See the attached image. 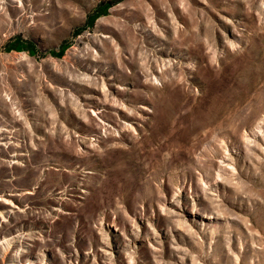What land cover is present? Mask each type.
I'll return each instance as SVG.
<instances>
[{
    "label": "rangeland",
    "instance_id": "1",
    "mask_svg": "<svg viewBox=\"0 0 264 264\" xmlns=\"http://www.w3.org/2000/svg\"><path fill=\"white\" fill-rule=\"evenodd\" d=\"M0 264H264V0H0Z\"/></svg>",
    "mask_w": 264,
    "mask_h": 264
}]
</instances>
